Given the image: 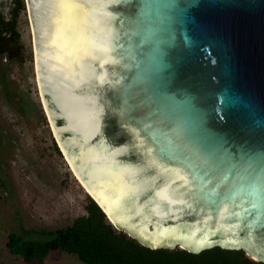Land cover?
Returning a JSON list of instances; mask_svg holds the SVG:
<instances>
[{"label":"water","instance_id":"water-1","mask_svg":"<svg viewBox=\"0 0 264 264\" xmlns=\"http://www.w3.org/2000/svg\"><path fill=\"white\" fill-rule=\"evenodd\" d=\"M59 153L150 250L264 264V0H23Z\"/></svg>","mask_w":264,"mask_h":264},{"label":"rangeland","instance_id":"rangeland-1","mask_svg":"<svg viewBox=\"0 0 264 264\" xmlns=\"http://www.w3.org/2000/svg\"><path fill=\"white\" fill-rule=\"evenodd\" d=\"M21 2L15 22L17 38L11 44L18 53L11 58L0 55V264H28L7 253L8 233L19 225L65 227L84 214L88 198L59 153L41 108L30 27ZM10 9V0H0V14L6 20ZM30 264L81 263L58 251Z\"/></svg>","mask_w":264,"mask_h":264},{"label":"trees","instance_id":"trees-1","mask_svg":"<svg viewBox=\"0 0 264 264\" xmlns=\"http://www.w3.org/2000/svg\"><path fill=\"white\" fill-rule=\"evenodd\" d=\"M9 19L0 14V36L8 33L15 40V22L22 10L21 0H10ZM0 70V84L3 86ZM4 98H9L4 93ZM84 214L70 224L56 229L25 228L6 236L5 249L25 263L41 262L54 252L74 256L81 264H262L254 262L241 251L212 248L197 254L174 249L150 250L124 233L116 231L95 204L87 198Z\"/></svg>","mask_w":264,"mask_h":264},{"label":"flooded vegetation","instance_id":"flooded-vegetation-1","mask_svg":"<svg viewBox=\"0 0 264 264\" xmlns=\"http://www.w3.org/2000/svg\"><path fill=\"white\" fill-rule=\"evenodd\" d=\"M15 42L13 36L8 33H2L0 36V55L11 58L18 53V48H12L11 44Z\"/></svg>","mask_w":264,"mask_h":264},{"label":"bare ground","instance_id":"bare-ground-1","mask_svg":"<svg viewBox=\"0 0 264 264\" xmlns=\"http://www.w3.org/2000/svg\"><path fill=\"white\" fill-rule=\"evenodd\" d=\"M35 76H36V75H35ZM40 102H41V101H40ZM78 183H79V182H78ZM80 186H81V185H80ZM81 188H82V186H81ZM82 189H83V188H82ZM83 191L85 192V194H87L86 191H85L84 189H83Z\"/></svg>","mask_w":264,"mask_h":264}]
</instances>
